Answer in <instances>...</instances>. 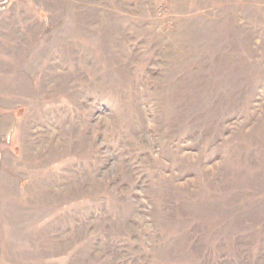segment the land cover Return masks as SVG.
<instances>
[{
    "label": "rangeland",
    "instance_id": "374dc122",
    "mask_svg": "<svg viewBox=\"0 0 264 264\" xmlns=\"http://www.w3.org/2000/svg\"><path fill=\"white\" fill-rule=\"evenodd\" d=\"M0 264H264V0H0Z\"/></svg>",
    "mask_w": 264,
    "mask_h": 264
}]
</instances>
